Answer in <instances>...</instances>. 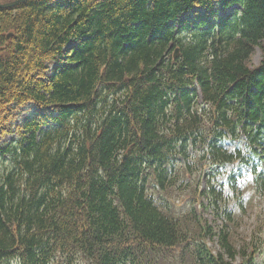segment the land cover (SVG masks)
I'll list each match as a JSON object with an SVG mask.
<instances>
[{
	"label": "trees",
	"instance_id": "trees-1",
	"mask_svg": "<svg viewBox=\"0 0 264 264\" xmlns=\"http://www.w3.org/2000/svg\"><path fill=\"white\" fill-rule=\"evenodd\" d=\"M188 188L183 213L169 196ZM251 192L264 197V0L0 8V264L175 249L180 264H264L263 202L235 236Z\"/></svg>",
	"mask_w": 264,
	"mask_h": 264
},
{
	"label": "rangeland",
	"instance_id": "rangeland-1",
	"mask_svg": "<svg viewBox=\"0 0 264 264\" xmlns=\"http://www.w3.org/2000/svg\"><path fill=\"white\" fill-rule=\"evenodd\" d=\"M12 0H0V3H5V2H9ZM260 50L258 47L255 48L252 57H251V64L252 65H256L260 59ZM36 108L33 106V104H27L26 106H24L21 110V112L18 114L16 123H22L25 119H27L31 113L35 110ZM13 135H9L5 138V140H11L13 139ZM195 176L193 175L192 178H190L191 183L193 184V178ZM190 190H192L191 188H188L185 191H177L175 190L174 192H170V196L173 200L169 199L171 201V203L176 205V208H180L182 209L183 213H187V209H186V204L188 203V199L190 197ZM252 195V199H250V204L247 208V210L243 213L240 214V225L238 227L237 232L235 233L236 236V240H237V246H240V244H242V241L244 238L247 237V235L249 233H251L250 231L254 230L256 228L255 224H256V214L259 213L260 207H262V204L264 203V197L259 198L258 194H254L253 192H251ZM263 202V203H262ZM202 213V215L206 218V220L208 221V223H213V217L212 214L210 213L209 210H204V211H200ZM220 221H216L214 224L217 225L219 224ZM208 246H210L213 250H216L218 248L216 240H209V242L207 243ZM239 259H237L236 262H238ZM257 262H261L263 263L264 261V251L257 256L256 258ZM157 264H180L178 257H177V249H175L172 253L171 256H164L162 257L159 262Z\"/></svg>",
	"mask_w": 264,
	"mask_h": 264
},
{
	"label": "water",
	"instance_id": "water-1",
	"mask_svg": "<svg viewBox=\"0 0 264 264\" xmlns=\"http://www.w3.org/2000/svg\"><path fill=\"white\" fill-rule=\"evenodd\" d=\"M26 0H12L9 2H5V3H0V8H9V7H13L16 6L18 4H21L23 2H25ZM10 33L7 35V37H9ZM178 50L175 49V53L174 56L177 55Z\"/></svg>",
	"mask_w": 264,
	"mask_h": 264
},
{
	"label": "bare ground",
	"instance_id": "bare-ground-1",
	"mask_svg": "<svg viewBox=\"0 0 264 264\" xmlns=\"http://www.w3.org/2000/svg\"><path fill=\"white\" fill-rule=\"evenodd\" d=\"M174 53H175V50H174V52H173V57H176L177 55L174 56ZM177 53H178V52H177Z\"/></svg>",
	"mask_w": 264,
	"mask_h": 264
}]
</instances>
